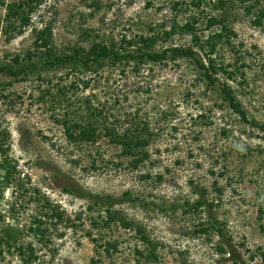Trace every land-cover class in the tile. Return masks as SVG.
I'll return each mask as SVG.
<instances>
[{"label": "rangeland", "instance_id": "374dc122", "mask_svg": "<svg viewBox=\"0 0 264 264\" xmlns=\"http://www.w3.org/2000/svg\"><path fill=\"white\" fill-rule=\"evenodd\" d=\"M175 1L192 0H43L21 35L7 40L0 33V264H24L17 248L29 245L42 264H264L255 254L264 250L262 133L198 81L193 62L110 58L89 67L51 66L45 57L25 80L1 72L3 64L25 70L26 62L12 59L35 51L36 31L46 25L59 55L87 49L93 40L135 54L142 51L122 38L163 36L173 19L195 14L204 39L218 29H204L205 16L224 13L235 36L213 56L234 75L220 71L219 82H228L249 118L264 122V0L230 2L223 12L208 2L181 14ZM260 11L257 26L252 20ZM176 45L191 46V35L160 37L154 49ZM98 111V122L115 132L145 128L149 157L138 167L104 128L93 143L69 140L61 120L93 119ZM52 206L62 221L52 219ZM108 209L145 230L157 261L137 255L146 245L135 231L118 222L100 225ZM36 218L43 234L30 230ZM106 241L116 242V250L99 247Z\"/></svg>", "mask_w": 264, "mask_h": 264}, {"label": "trees", "instance_id": "16d2710c", "mask_svg": "<svg viewBox=\"0 0 264 264\" xmlns=\"http://www.w3.org/2000/svg\"><path fill=\"white\" fill-rule=\"evenodd\" d=\"M192 0L189 3L185 1H175L173 3V10L179 12H187L191 7L199 8L202 4L212 3L214 9H219L222 12L225 6L230 2H240L245 4L248 0ZM257 0H255L256 2ZM43 0H0V33L5 39L10 40L15 36L21 35L25 29L30 25L32 14L35 10L42 4ZM253 4L245 6L247 13L251 12ZM2 10L4 11L2 13ZM263 17V12L260 11L259 14L252 20L254 25H261V18ZM199 17L195 14H190L184 22H179L177 19H173L168 30H164L163 36H142L138 37V40H125L121 39V42L126 45L132 46L136 45L139 53H133L131 50H127L125 46H117L115 42H104L102 40H93L91 45L84 49L82 47L76 46L72 48V53L59 55L56 52L54 42L52 40V26L46 25L44 28L36 31L34 38V46L36 50L26 52L23 55H15L12 61L16 64L26 62V67L24 69H18L14 71V68L10 65L3 64L1 67V72H8L9 75L15 80H25L30 74L38 72V65L41 64V59L47 57L46 64L51 66L54 65H69L70 63H80L86 67H89L92 63H101V61L112 58L114 61H126L131 59L137 61H162L165 59L176 60L185 59L193 62L196 67V74L198 81H201L206 89L211 91L217 90L221 103L234 114L237 119L242 122L245 126L251 127L260 131L262 133L261 138L264 140V122H259L254 119L249 118L247 111L243 108L242 104L236 97L235 91L230 87L228 82H219L217 74L221 71L226 73L229 78L233 77L234 72L228 71L223 63L216 62L214 54L217 51V46L219 44L229 46L231 44V38L235 36V32L227 24V18L222 13L219 17L214 15H206L204 21V29L210 30L213 27H218L217 31L210 32L206 38H200L199 32ZM180 32L184 34L191 35V46L176 45L164 48L161 51L155 50L156 42L160 37L162 39H167ZM85 37H89L87 30L83 32ZM138 41V42H137ZM140 44V45H139ZM139 45V46H138ZM43 50L39 52V49ZM197 48V49H195ZM202 51L205 60L201 58L198 53ZM238 70H236L237 72ZM22 75V76H21ZM39 77V76H38ZM87 84V83H86ZM73 85V84H72ZM221 105V104H220ZM91 119L88 117L81 116L80 118L63 119L62 125L65 127V133L69 140L74 143H93L100 136V131L104 128L102 132L108 137L109 142L114 145L120 146L121 155L132 157L131 162L133 167L136 168L140 163L146 160L149 155L144 147L148 145L149 138L142 135L145 128H140L135 125L124 129L122 132H115V128L102 125L98 122L97 115ZM59 121V120H56ZM61 123V122H60ZM199 203V202H198ZM201 204V203H199ZM51 210L52 219H56L58 222L62 221L63 214L58 212L53 206ZM36 226L35 228H30L31 231L43 234L45 229L40 231L41 224H44L43 220L36 218L34 220ZM119 223L123 228L127 230L135 231L136 235L140 241L146 245L143 250L135 249L137 255L145 259L146 263L149 260L157 261V254L155 252L156 244L148 238L145 230L136 224L133 220L127 219L122 216L121 212L116 210L108 209L106 215L101 219V226L111 227L114 223ZM212 228H215L218 233L222 234V231L218 226L213 224ZM203 232H207V228L201 229ZM6 239L4 243L9 245V239L12 238L11 234H6ZM42 236V235H41ZM41 238V237H40ZM228 241L230 238H226ZM1 243V239H0ZM99 247H103L104 250L109 253V251L116 250V242L106 241L105 246L99 244ZM217 249L221 251V247L218 246ZM22 262L24 264L33 263L39 260V256L36 254L32 246H27L26 248H17ZM255 254L260 255L264 260V250H257ZM252 257H254V255ZM1 255V251H0ZM34 264H42L40 261ZM93 264H102L99 259L93 261Z\"/></svg>", "mask_w": 264, "mask_h": 264}]
</instances>
